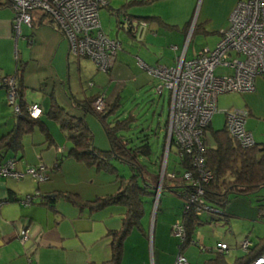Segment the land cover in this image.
<instances>
[{
	"label": "crops",
	"instance_id": "obj_1",
	"mask_svg": "<svg viewBox=\"0 0 264 264\" xmlns=\"http://www.w3.org/2000/svg\"><path fill=\"white\" fill-rule=\"evenodd\" d=\"M238 1L111 0L100 11L101 30L108 38L119 41L121 48L112 69L104 75L89 60L70 53L67 40L43 13L33 12L32 26L22 24L17 32L14 8L8 0H0V145L17 125L13 108L7 103L5 79L20 73L23 104H37L44 111L40 117L44 129L37 125L22 136L17 147L0 149V162L16 159L20 173L43 165L48 173V180L40 184L29 175L20 181L0 179V202L37 195L29 205L8 202L0 206V264H110L114 235L122 231L125 234L118 264H174L179 255L188 264H214L213 260L222 254L218 250L221 244L228 247L223 252L225 264H234L244 256L245 251L231 252V246L223 240H215L217 249L205 246L202 227L223 222L230 228L234 215L227 211L222 218L201 214L190 232L193 241L182 243L172 233L173 225L182 221L184 201L181 176L170 177L177 166L175 163L168 170L169 153L164 159L169 180L163 185L162 197L155 198L154 191L163 154L156 162L158 172L152 176L145 173L149 183L141 181L151 192L141 195L142 212L136 217L125 205L102 201L120 192V184L126 179L121 172L116 177L112 167L99 169L67 158L60 169L54 170L56 163L68 154L70 142L50 114V107L57 103L67 113L83 117L94 135L95 148L109 151L106 133L93 114L83 115L79 104L102 95L100 89L112 91L103 96L115 100L123 83L136 93L153 88L157 81L144 73L140 61L151 67L171 68L182 55L191 60L202 49L215 48ZM89 81L97 84V91L85 86L84 82ZM240 95L243 105L236 110L247 114L246 129L264 150V79L256 80L253 92ZM169 98L168 94V116ZM220 111L224 114L226 110ZM223 114H214L211 131L220 130L215 128L220 118L221 129L225 128ZM164 131L165 141L166 127ZM69 198L75 199L76 204ZM24 230H28L29 239L22 243L20 233ZM228 232L235 235L231 229ZM211 233L215 234V229H209L208 235ZM203 253L210 256H202Z\"/></svg>",
	"mask_w": 264,
	"mask_h": 264
},
{
	"label": "built area",
	"instance_id": "obj_2",
	"mask_svg": "<svg viewBox=\"0 0 264 264\" xmlns=\"http://www.w3.org/2000/svg\"><path fill=\"white\" fill-rule=\"evenodd\" d=\"M8 1L15 10L17 32L22 24L31 27L32 12L40 10L52 17L69 43L70 53L73 56L89 58L101 71L108 70H105V63L109 68V62L115 60L118 53L115 46L120 47L121 44L115 39L108 38L100 25V11L107 7L111 0ZM139 66L157 81L155 90L158 94L161 95L166 90L171 95L167 122V151L169 152L173 140L179 159L190 160L194 168V173L186 171L181 176V179L193 188L191 192L182 195L186 210L193 208L197 215L203 213L221 215L218 210L207 208L202 200L201 185L207 184L212 179V175L204 168L206 148L203 137L210 127L212 117L218 112L219 95L251 93L255 90L256 80L264 79V0H239L215 48L202 49L191 60H185L182 55L171 68L149 67L141 61ZM219 68L229 73L216 74ZM4 85L7 89V100L13 107L14 115L20 116L14 78L5 79ZM25 112L33 120L40 119L43 114L41 107L37 104L27 106ZM224 114L225 128L229 136L242 148L252 147L254 138L246 129L247 114L238 110H226ZM15 166L14 160L0 164V178H12L19 181L25 175H29L39 183L47 179L43 165L36 169L28 168L24 173L16 172ZM170 177L176 178L175 174ZM160 194L158 190L157 199ZM22 203L29 205L31 199L27 198ZM172 233L184 243L185 231L180 221L173 225ZM28 239V230L22 231L20 241L25 243ZM250 246L251 243L247 240L241 244L245 252ZM218 250L222 253L228 250V247L226 244H221ZM174 264H188V262L179 255ZM248 264H264V253L250 260Z\"/></svg>",
	"mask_w": 264,
	"mask_h": 264
},
{
	"label": "trees",
	"instance_id": "obj_3",
	"mask_svg": "<svg viewBox=\"0 0 264 264\" xmlns=\"http://www.w3.org/2000/svg\"><path fill=\"white\" fill-rule=\"evenodd\" d=\"M106 8L107 7H104L103 9ZM43 14L50 19L51 23L55 25L57 31H59L52 17H50L46 13ZM61 35L63 36L62 33ZM117 54L115 56V60ZM84 59L90 60L87 57H84ZM98 70L101 71L100 69ZM109 71L110 69L105 71V73L106 72L109 73ZM14 81H15V93L17 96V104L20 107L21 115L16 116L17 125L13 129L12 133L7 137V140L3 143V145L2 146L0 145V149L4 147H17V144L19 143L22 136H24V134L26 133L31 132L32 129L37 125L40 127V129H44L43 128L44 123L42 119L33 120L29 118L25 112L28 105L23 104L22 102L23 87L21 85L22 82H21L20 73L16 72L14 76ZM156 84L157 83H155L153 87ZM153 90H155V88H153ZM162 95L163 92L161 95L159 94V96ZM98 96L100 95H94L93 97L86 99L85 102L79 104L81 112L83 113L84 116L85 113L93 114L92 104L94 99ZM50 114L52 118L58 122L61 129L65 132L67 140L70 142V149L68 154L65 157H62L56 163V168L54 170H58L61 168V164L62 162H64V158L72 159L76 163L85 164V165H92V163H97L99 166L100 164L105 162L103 165L104 166L107 164L110 165L112 169L117 173L116 177H120L119 171L117 170L115 164L112 163L111 165V163L109 164V162H107L108 158L110 159L112 157L111 158L112 161L114 160V162H118L120 161L121 157H127V158L131 157L140 166L139 162H137L136 160L138 157V152L140 150H142L143 152L142 155L139 156L149 155V144L147 142L148 140L147 136H144L146 138L143 141H141L142 143L141 146L136 145L133 147L132 145H130L132 144L131 140L128 141L127 138L122 134L120 135L115 134L113 137L110 136L111 139L110 151L107 152L99 151L94 146L93 135L83 117H77L67 113L64 109L59 107L57 103L53 104L50 107ZM42 115H44V111ZM102 118H105V120L107 119L105 114L102 116ZM116 122H117L116 124L119 125L121 124L119 120H117ZM105 124L108 126L107 122ZM167 125H165V127H167ZM134 128L136 129L137 126ZM107 131H108L107 134H109V130ZM45 132L47 133V135H49L48 131ZM203 141L206 148V151L204 153V158H205L204 168L212 175V179L207 184L201 185V187L203 188L202 200L204 201L205 206L207 208L218 210L221 214H223V215H212L213 217L222 218L227 214L226 209L232 197L233 198L240 196L249 197L258 194L260 190L264 188V150L260 144H257L255 142V140H254V145L252 147L247 149L242 148L232 137L229 136L226 128L217 131H211L210 127H208V129L204 133ZM122 143L123 144L126 143L127 146L123 147ZM173 144L174 143L172 140L171 147L169 149V154L172 150V147L175 148ZM165 147H166V143L163 140L162 150H164ZM162 154H164V151L161 152L159 158H162ZM11 160L16 161V159H9L7 161H11ZM5 162H0V164ZM124 162H126L125 164H127L132 170L130 177L124 179L125 183L121 181L122 182L120 184L121 188L119 189L120 192L116 196L114 197L109 196L103 199L102 201L103 203L117 202L119 204L125 205L126 207L131 209V212L133 213L134 217H136V215H139L142 212L143 202L141 200V195L144 193L150 194L151 191L149 189H145L141 184V179L138 177L135 171V169H137V167L134 164L135 162L131 163L125 160ZM176 166H177V171L175 173V177L182 176L186 171L194 170L192 162L188 159H179V162L176 163ZM38 167H35V169ZM140 167L143 166L141 165ZM32 168L34 167H29V169ZM15 171L17 172L16 166H15ZM18 172L20 173V171ZM45 174L47 176L46 180H48V173L46 170H45ZM0 179H12V178H0ZM180 184L183 189L182 195L191 192L193 190V188H190L184 180H182ZM36 196L37 195H27L22 199L18 197H11L9 199L1 201L0 205H3L8 202H23L27 198H30L32 203L33 199L36 198ZM69 199L74 204H76L75 199H71V198ZM199 216L200 215H197L193 208L186 210V203L184 201L183 218L182 221H180L185 231L184 243L188 241H193L190 236V232L191 230L194 229L195 224L199 221ZM123 233L124 232L122 231L114 235V242L112 244L113 246L112 260L110 264H118L119 262L121 255V241L123 238L122 236H124L125 234ZM223 252L215 260H213L214 264H225L223 262L225 255L223 254ZM247 252H246L247 254L245 253L243 257L237 258L234 264H248L250 260L264 253V245L263 244L259 245L257 243L251 245Z\"/></svg>",
	"mask_w": 264,
	"mask_h": 264
},
{
	"label": "rangeland",
	"instance_id": "obj_4",
	"mask_svg": "<svg viewBox=\"0 0 264 264\" xmlns=\"http://www.w3.org/2000/svg\"><path fill=\"white\" fill-rule=\"evenodd\" d=\"M40 12L43 13L40 10H35L34 12ZM33 13V12H32ZM69 44V43H68ZM119 45L115 46V50L119 52L120 47ZM113 50H111L112 52ZM97 69L96 64L89 60ZM110 63V67L108 68L107 64L105 63V70L112 69L115 60H113ZM140 67V66H139ZM104 69V67H101ZM141 68V67H140ZM142 69V68H141ZM143 70V69H142ZM99 72V71H98ZM101 73V71H100ZM104 75L107 74L105 71H102ZM146 75L148 74L147 72ZM229 72L227 70H224L222 68H219L216 74L224 75L228 74ZM149 76V75H148ZM150 77V76H149ZM157 83V82H156ZM85 86L89 87L90 90H93L94 92L97 91L98 86L95 82L89 81L85 83ZM131 86L126 85L123 83V86H120L119 92L117 93L116 99L107 100L108 98H104V94L106 93L107 96L112 91H101L100 89V96L96 97L93 101L92 107H93V115L95 116L96 120L100 124L102 131L106 133L108 142L110 144L111 149V139L110 136H114L115 134H122L124 135L127 140L132 141L133 147L138 145L141 146L143 141L147 136V142L149 144V155L147 156H139L142 155V150L138 152L137 162H139L140 167L133 158L131 157H121L120 161L114 162L112 161V157L108 161L109 164L114 163L117 167V170L124 174L126 178H129L131 175V168L125 164V161L129 162H135V166L137 169H135L138 177L141 179H144L145 183H149L146 178V174L152 176L155 174V172H158V167L156 165V162L159 160V156L161 154V147L164 140L165 135V125L167 123L168 118V92L166 90L163 91V95L159 96V94L156 92V90H153L156 86L153 88L146 87L145 89L140 90L139 92H134L132 89H130ZM133 88V86H132ZM105 94V95H106ZM169 101L171 100V95H169ZM113 98V96L111 97ZM104 99V100H103ZM8 103V100H7ZM9 104V103H8ZM239 105H243V99L242 96L238 93H226L219 95L217 99V108L218 112L216 113L217 117H222L223 112L220 110H232L235 111ZM99 107V108H97ZM170 107V102H169ZM13 108V107H12ZM170 110V109H169ZM170 113V112H169ZM106 115L107 117V124H105L106 120L105 118H102L103 115ZM224 115V114H223ZM225 116V115H224ZM216 119V118H215ZM117 120L120 121V125L116 124ZM168 124V123H167ZM215 128H221L223 127V121L220 118V121L216 123ZM137 128L135 129L134 127ZM59 128V127H58ZM90 129V128H89ZM107 130H109V134H107ZM167 127H166V133H167ZM91 131V130H90ZM125 131V132H123ZM92 133V131H91ZM93 135V133H92ZM166 135V147L164 148V154L163 158L161 160V166H160V176L158 179V183L155 186L156 190L155 193L159 190L160 192L163 191V185L166 183L169 178L167 173L165 172V165L166 161L164 160L166 158V152L167 151V140ZM94 138V135H93ZM97 144V143H96ZM65 145H68V142L66 141ZM122 146H127L126 143H122ZM110 151V150H109ZM169 153V152H168ZM147 154V152H146ZM124 159V160H123ZM168 170L175 165V163L179 162V158L176 155L175 148L172 147V150L168 157ZM105 163V162H104ZM104 163L100 164L98 166L97 163H92V165L97 166L99 169H108L111 168L110 165H103ZM122 163V164H120ZM112 171V169H110ZM124 170L125 172H122ZM32 178V177H31ZM32 180L40 184L39 182H36L33 178ZM162 194V193H161ZM161 196V195H160ZM156 198V194L154 195ZM162 197V196H161ZM183 201H185L184 197H181ZM158 202H156L155 207H157ZM227 212L234 215V219L231 220L230 228L228 226H225L223 222H218L215 224H211V226H205L202 227V235L205 237V245L207 248L209 247H216L217 243L215 240H218V243L222 242L228 243V245L231 246V252H243V248H241V244L245 241V237H248L246 240L251 243V245L254 244H263L264 245V188L260 190V192L256 195H252L249 197H236L231 198L230 203L227 207ZM210 231L212 229H215V234H209L208 230ZM231 229L233 233L235 234L232 236L229 234L228 230ZM238 244L239 247H236ZM217 249V247H216ZM245 255V254H244ZM202 256H210L207 253H203ZM233 258V257H232ZM207 260V259H206ZM204 261V257H202V262Z\"/></svg>",
	"mask_w": 264,
	"mask_h": 264
},
{
	"label": "water",
	"instance_id": "obj_5",
	"mask_svg": "<svg viewBox=\"0 0 264 264\" xmlns=\"http://www.w3.org/2000/svg\"><path fill=\"white\" fill-rule=\"evenodd\" d=\"M135 27L138 29V23L137 22H135ZM139 34H140V32H139ZM136 35V34H135ZM137 36V35H136Z\"/></svg>",
	"mask_w": 264,
	"mask_h": 264
},
{
	"label": "flooded vegetation",
	"instance_id": "obj_6",
	"mask_svg": "<svg viewBox=\"0 0 264 264\" xmlns=\"http://www.w3.org/2000/svg\"><path fill=\"white\" fill-rule=\"evenodd\" d=\"M13 78H14V76H13Z\"/></svg>",
	"mask_w": 264,
	"mask_h": 264
}]
</instances>
